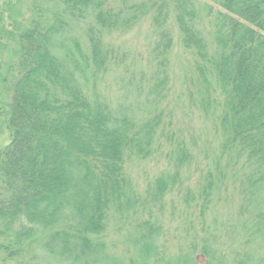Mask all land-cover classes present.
Masks as SVG:
<instances>
[{"label": "rangeland", "instance_id": "obj_1", "mask_svg": "<svg viewBox=\"0 0 264 264\" xmlns=\"http://www.w3.org/2000/svg\"><path fill=\"white\" fill-rule=\"evenodd\" d=\"M236 32V50L258 38L264 58V0H0V150L16 128L22 148L33 145L32 156L46 139L63 160L61 197L76 204L87 170L71 147L85 144L63 136L72 104L78 119L72 131L94 107L102 122L114 114L124 129L135 125L142 136H155L151 155L126 157L130 196H119L124 200L106 224H94L99 238H73L69 245L60 230L52 243L54 206L39 203L18 214L16 224L40 232L13 260L0 248V264H264L250 250L264 254V243L254 248L264 239L247 230L257 219L253 188L238 189L245 157L227 162L224 155L236 153L233 118H221L228 103L221 72L230 71L235 57L223 54ZM20 62L26 72L17 77ZM54 131L59 144L49 135ZM102 132L105 151L121 150ZM145 145L144 139L139 150ZM230 163L237 173L232 183L225 176ZM208 169L220 179L206 208ZM81 217L67 211L60 225L69 219L81 225ZM8 235L1 231L0 243Z\"/></svg>", "mask_w": 264, "mask_h": 264}, {"label": "trees", "instance_id": "obj_2", "mask_svg": "<svg viewBox=\"0 0 264 264\" xmlns=\"http://www.w3.org/2000/svg\"><path fill=\"white\" fill-rule=\"evenodd\" d=\"M233 27L234 24L230 27L232 32ZM181 29L184 28L181 27ZM236 36L237 32L234 33L232 39H229L230 45L223 54L226 60H229L235 54L234 59L228 61L230 71H226V68L221 64L224 67L221 72V81L224 83L222 86L228 99V103L224 104L226 107L225 114L223 113L221 118L222 120L225 116L228 119L233 118V121L229 119L232 131L231 135L228 134V136L233 143L231 146L236 150V153L231 151L224 153V155L228 156L227 162H231L233 155L245 157V165L240 168L245 171V176L241 177L238 189L248 187L253 189L259 187L261 189L259 195L255 194L253 189L251 191L257 203L251 213L256 212L257 219L250 223L247 229L255 233L261 240L264 239V58L258 52V38L247 41L240 49L236 50V47L232 44ZM25 46L22 42V47ZM167 54H165V57H168ZM21 69L23 73H19L17 77L23 76L26 72V68H22L20 62ZM198 72L202 74L200 67ZM258 77L260 80L257 83ZM12 93V101L15 104L14 88H12ZM20 96L21 93H19L17 99H20ZM50 97L53 99V96L50 95ZM71 108L72 111L66 116L63 136L74 140L78 145L81 142L85 144L83 148L71 147L73 152L82 159L87 170L83 178L84 183H82L86 189H80L79 194L81 195H78L75 200L77 202L80 199L78 203L71 204L68 197H61L67 193V190L63 189L61 174L63 169L59 163V161L63 163V160L59 159V154L56 152L54 145L46 139L38 143L40 148L37 149V152L40 154L32 156L30 152L33 145L22 148V132L19 135L18 129L15 127L16 131L11 144L0 150V232L9 234V240L6 239L4 243H0V248L7 253V260H13L14 256L24 249L27 242L33 239L41 228L39 226L27 227L22 222L17 226V215L26 209L35 208L43 202L52 203L54 217L57 216L55 223L48 226L49 228L52 227L48 234L52 238V243L60 230L65 231L66 235L64 236L66 237V243L69 245L73 238L93 240L99 238L95 235L96 226L94 224L98 221L106 224L111 211L113 212L117 206V201L123 202L124 200V198L119 200V196L125 198L130 196V191L125 189L128 180L125 175L126 157L128 154L146 153L151 155L153 153L155 136L151 135L150 137L148 135V138L142 136L141 132L143 130L135 125L124 129L116 121L114 114H111L110 118L102 122L103 116L99 111L100 108L91 107L88 115L89 120L85 121L83 127L79 126L76 132L72 131L73 126L78 124V119L73 113V104ZM2 115H4L3 110L1 111ZM121 128L123 130H119ZM102 130L110 132L112 136L109 138L113 137L110 140L113 141L114 145L121 146V150L111 153L103 149L102 145L108 136L104 135ZM152 131L154 132L153 127L150 128L149 133ZM55 132H51L49 135L53 141L59 144L62 139ZM144 139L146 145L141 147L142 150H139L138 145L143 144ZM65 146H68L67 142ZM234 165L232 167L230 163L227 172L225 171V176L231 179V183L232 180L235 181V174H237ZM240 169H237V171ZM205 178L206 184L203 192L206 198V208H209L213 201L210 196L217 190L215 183H218L220 178L210 169L205 174ZM163 192L166 193L167 188ZM87 196L94 199V202L89 206H87ZM67 211L70 215L76 217L81 215L82 217L79 220L81 225L77 224V220L75 222V220L69 219L66 225L61 226L60 224L64 223L66 219L63 217ZM10 233H13V235ZM263 243L264 241H261L254 248L256 250L262 249ZM250 250L256 254L260 262L264 261V254L260 255L259 251L251 248ZM205 252L207 251L205 250ZM231 252L230 250L228 253H222L228 258ZM193 255L196 256L194 252Z\"/></svg>", "mask_w": 264, "mask_h": 264}]
</instances>
